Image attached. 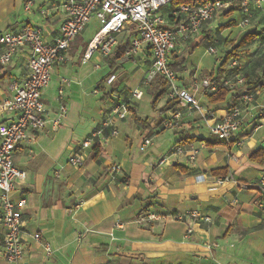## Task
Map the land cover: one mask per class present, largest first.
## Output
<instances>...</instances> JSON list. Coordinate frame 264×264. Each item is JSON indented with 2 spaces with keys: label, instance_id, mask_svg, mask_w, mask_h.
Here are the masks:
<instances>
[{
  "label": "crops",
  "instance_id": "obj_1",
  "mask_svg": "<svg viewBox=\"0 0 264 264\" xmlns=\"http://www.w3.org/2000/svg\"><path fill=\"white\" fill-rule=\"evenodd\" d=\"M28 1L0 0V32L32 24L40 26L44 37L52 40L63 18L60 0H32L31 8L26 9ZM172 9L168 5L162 10L168 25L176 24ZM212 21L189 39L179 36L173 55L188 49L191 55L186 70L177 72L181 86L189 88L199 70L208 69L204 76L217 70L223 54L210 44ZM135 34L132 26H126L117 34L118 44L109 56L96 52L89 61H84L83 55L92 37L83 41L81 64L76 54L79 50L74 52L77 37L68 61L54 66L50 84L43 92L49 122L45 128L31 132L14 154L15 165L28 176L17 182L12 194L15 200H27L22 213L26 251L14 262L4 257V226L0 222V264H264V209L259 206L264 202V186L239 185L258 183L264 177V150L252 158L255 151L264 148V89L255 90V100L242 106V124L230 141L210 132L212 120L203 113L210 109L216 118L225 116L246 89L243 84L217 103L208 98L213 92L203 87L190 89L202 110L183 108L181 127L165 129L161 121L175 107L161 111L168 100L166 94L156 106L152 104L163 79L144 83L151 65L149 47L145 46L136 59L116 56L119 47L127 46ZM203 41L208 46L196 58V45ZM89 62L91 66L81 67ZM105 64L111 70L99 77L97 72ZM26 73L25 53L17 54L10 64L0 65V101L12 95L11 81L24 78ZM113 74L114 81L118 78L114 87V81H107ZM135 89L141 92L139 98L132 96ZM100 90L103 95L97 98ZM62 101L68 112L62 126L53 130L50 120L58 114ZM120 101L130 102V113L125 119L115 120L119 133L112 135L108 126L103 130V144L82 148V141L96 127L101 128L108 108ZM135 115L143 122L136 121ZM15 118L14 113H0V122ZM212 135L215 140H211ZM145 138H151L152 144L144 154L140 146H133ZM179 141L198 149L196 160L172 156L160 163ZM77 151L83 155L79 166L71 163ZM118 164L122 171L113 179L110 169ZM221 168H228V173L213 172ZM190 210H201L214 222L198 224L189 218L172 217ZM149 211L167 217L139 224L138 218ZM190 226L193 231L188 235ZM36 233L41 234V240L34 238ZM44 242L52 246L49 256ZM214 242L216 246L209 245Z\"/></svg>",
  "mask_w": 264,
  "mask_h": 264
},
{
  "label": "built area",
  "instance_id": "obj_2",
  "mask_svg": "<svg viewBox=\"0 0 264 264\" xmlns=\"http://www.w3.org/2000/svg\"><path fill=\"white\" fill-rule=\"evenodd\" d=\"M264 0H240V7L244 13L242 26H247L251 20V7L260 8ZM32 0L25 7L30 9ZM172 5L171 15L175 18V25H168V20L163 8ZM232 0H60L59 6L63 13L57 35L52 40H47L42 28L37 25L25 24L19 30L6 29L0 32V65L13 62L19 53H25L27 73L22 79L11 81L10 88L13 93L0 101V113H14L16 118L12 121L0 122V222L4 226L3 255L11 262L21 259L25 253L24 231L22 222L23 209L27 204L25 197L15 200L12 196L18 181L27 179V172L15 165L14 154L20 143L31 132L45 128L49 122L43 92L49 86L51 73L55 65L66 63L69 59V50L78 35L84 32L87 25L97 19L99 29L89 41L83 59L89 61L96 52L104 57L109 56L118 44L117 34L126 26H132L136 31L125 50V57L136 59L148 46L151 54V65L146 72L145 84L151 83L158 77L167 82L166 98L176 100V106L163 121L165 129H178L183 121V108L189 110H202L199 102L190 93V89L197 90L201 87L209 92H215L225 85L216 83L208 75L199 78L194 76L189 88L181 86L178 74L170 66L171 57L179 44V36L189 39L191 35L198 34L204 25L212 21L221 11L232 6ZM47 13L46 10L42 11ZM216 52L214 47L210 49ZM235 62V61H234ZM97 66V65H96ZM115 74L108 78L112 83ZM243 82V79H239ZM257 91L244 90L239 101L233 104L225 116L216 118L212 110L207 109L203 114L210 123V132L219 139L230 141L242 124V106L255 100ZM134 98H139L141 92L135 89ZM60 99H63V90L60 89ZM68 106L62 101L58 114L51 119L53 130H58L66 117ZM108 117L102 121V126L96 127L81 144L82 148H91L105 142L103 130L110 126L111 134L117 135L118 128L115 120L125 119L130 113V102L120 101L108 108ZM152 144L151 138H145L140 145L145 151ZM198 149L185 145L174 146L168 155L161 158L160 163H165L172 156H184L195 161ZM75 166L83 164V155L77 151L71 158ZM113 179L115 174L122 171L120 164L113 165L110 169ZM125 178V177H123ZM219 183L223 180L219 179ZM243 188H255L256 185L264 186V177L258 183H239ZM264 195V192H263ZM259 206L264 209V202ZM166 218L167 214L149 211L138 218V223ZM177 220L192 219L193 222L213 223L214 218L201 210H190L184 213L172 214ZM193 231L190 226L189 235ZM36 240H41L40 233L34 235ZM217 245V243L209 244ZM46 254H52L53 249L49 242H44Z\"/></svg>",
  "mask_w": 264,
  "mask_h": 264
},
{
  "label": "rangeland",
  "instance_id": "obj_3",
  "mask_svg": "<svg viewBox=\"0 0 264 264\" xmlns=\"http://www.w3.org/2000/svg\"><path fill=\"white\" fill-rule=\"evenodd\" d=\"M228 10L229 9L221 11L220 14H218L213 19L212 22H214V30H210L209 28L208 31L210 33V37H212L214 41H210V44L214 43L213 46L216 49L218 48L219 51L222 52L223 56L221 58L225 56L227 51L231 50L234 46H237L243 35H245L246 33L252 31H262V34L257 41L241 47L239 50L240 55L237 58H232L226 64V72L224 74V78L222 79V83L226 86H229L233 90L237 89L239 85L242 84L248 86L246 84V73L249 74V81L252 82L258 80L264 74V9L263 11L254 14L251 24L247 26H242L240 24L242 21V15L240 14L239 9H237L234 13L232 12L231 14H226ZM98 29L99 22L97 21V19H93L91 24L87 27V29H85L84 33L82 34L83 36H77L79 38L74 44V52H76L77 49L79 50L76 52L78 59L80 60L79 64H81L82 59L80 46L83 44V41L93 37ZM213 33L215 34L213 35ZM121 36L122 35L120 34L119 37ZM207 46L208 43L204 41L196 46V58L198 57L199 53H202L206 49ZM189 54L190 53L187 52L186 56L188 58H190L191 56ZM213 54H217V52ZM89 66H91L90 62L86 65H81L82 68ZM110 70V67L105 64L103 65V68L97 72V75L99 77L105 76L108 72H110ZM205 72H208V69L199 70L197 72L198 77L202 78L205 75ZM241 78L243 79V82H239V79ZM117 79L112 83L113 87L117 85ZM152 82L155 83L156 81ZM102 95L103 90H100L97 98H101ZM211 138V140H215L216 136L212 135ZM138 142L139 141L134 142V148H139V144H141V142ZM146 152L147 150L142 153L145 154Z\"/></svg>",
  "mask_w": 264,
  "mask_h": 264
},
{
  "label": "trees",
  "instance_id": "obj_4",
  "mask_svg": "<svg viewBox=\"0 0 264 264\" xmlns=\"http://www.w3.org/2000/svg\"><path fill=\"white\" fill-rule=\"evenodd\" d=\"M239 3H240V0H232L233 5L231 6V8H229V10L226 12V14H231L232 12L234 13L237 9H239L240 14L242 15V19H243L244 13L242 12V9H241ZM263 5H264V2L260 8L251 7V20H250L249 24H251V21L253 19L254 14L263 11V9H264ZM263 32H264V30H263ZM261 34H262V31H252V32H248L245 35H243L239 44L237 46H234L231 50L227 51L225 56L220 59L221 61L217 67L216 72H209L208 73L209 76L212 78V80L216 83L221 82L222 79L224 78V74L226 72L227 62L230 61L232 58H237L240 55V51H239L240 48L257 41L260 38ZM126 47L127 46L119 47V51L117 52L116 56L117 57L124 56ZM189 50L190 49L185 50L180 54L172 55V57H171L172 60L170 61V66L176 72H184L186 70V65H185L186 60H187L186 55H187V52L189 53ZM161 83H162V89L159 92H157L153 97V100H152L153 106H156L158 101L167 92V82L163 79V82H161ZM246 84L248 85V86H246V90H249V91H251V90L255 91L258 89L263 90L264 89V74L258 80L252 82V81H249V74L246 73ZM230 92H231V88L226 86V85H223V86L219 87L215 92L209 94L208 98H209L210 102L217 103L220 101H224L228 97ZM176 103H177L176 100H167L165 105L161 108V111L165 112L167 110L174 108L176 106ZM135 120L138 122H141V123L143 122L142 119H140L136 115H135ZM163 121L164 120H162L161 123H163ZM187 138L188 139H186V140H191V139L195 140L194 137H187ZM183 142H185V141H179V142H177V144L179 145L181 143L180 145H182V144H184ZM263 150H264V148H260L257 151H255L252 154V158H256L258 155H260L263 152ZM213 172L215 174H219V175L225 174V173H228V168L216 169Z\"/></svg>",
  "mask_w": 264,
  "mask_h": 264
}]
</instances>
